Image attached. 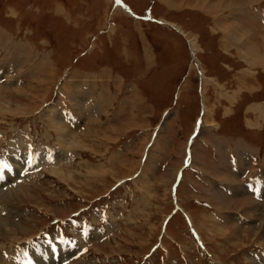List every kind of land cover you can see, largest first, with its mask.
Segmentation results:
<instances>
[{
	"label": "rangeland",
	"instance_id": "1",
	"mask_svg": "<svg viewBox=\"0 0 264 264\" xmlns=\"http://www.w3.org/2000/svg\"><path fill=\"white\" fill-rule=\"evenodd\" d=\"M122 1L0 0V264H264L261 1Z\"/></svg>",
	"mask_w": 264,
	"mask_h": 264
},
{
	"label": "bare ground",
	"instance_id": "2",
	"mask_svg": "<svg viewBox=\"0 0 264 264\" xmlns=\"http://www.w3.org/2000/svg\"><path fill=\"white\" fill-rule=\"evenodd\" d=\"M165 2H167L169 5H171L172 4V7H173V5L175 6V4L174 3H171L170 1H168V0H164ZM223 2H225V3H227L228 2V5H229V7H230V9L231 10H233L234 12H239L240 10H244L245 8V3H244V1H241V0H221L219 3L217 2V4L216 5H218V4H221V3H223ZM183 3V2H182ZM212 7H214L215 8V5H212ZM175 8V7H174ZM251 16V15H250ZM165 22H167V20L165 21ZM167 23H169V22H167ZM174 25V24H173ZM240 26H242V25H240ZM177 28L179 29V31L181 30V28L180 27H178L177 26ZM190 35V34H189ZM263 36V35H262ZM252 38V37H251ZM263 38V44H264V36L262 37ZM259 47H260V45H258ZM263 46V45H262ZM196 47V46H195ZM264 47V46H263ZM246 48V47H245ZM252 48H258L257 46H255V47H252ZM197 49V48H196ZM261 49V48H260ZM249 50H250V48H249ZM248 50V51H249ZM252 50V49H251ZM247 51V52H248ZM257 51H258V49H257ZM261 53L259 54V58L262 60V61H264V51L261 49ZM251 52V51H250ZM260 52V51H259ZM258 54V53H257ZM249 55V54H248ZM254 55V54H253ZM196 56V55H195ZM254 60V59H253ZM259 60V59H258ZM255 61H257V60H255ZM254 61V62H255ZM47 62V61H46ZM253 62V61H252ZM261 62V61H260ZM255 63H257V62H255ZM46 66V65H45ZM254 66V65H253ZM48 68V67H47ZM47 93V92H46ZM6 108V107H5ZM213 198V197H212ZM4 223V222H3ZM253 263V262H252ZM253 264H255V262L253 263Z\"/></svg>",
	"mask_w": 264,
	"mask_h": 264
},
{
	"label": "crops",
	"instance_id": "3",
	"mask_svg": "<svg viewBox=\"0 0 264 264\" xmlns=\"http://www.w3.org/2000/svg\"><path fill=\"white\" fill-rule=\"evenodd\" d=\"M261 1V3H263V4H258L259 6H261V10L258 8V6L256 5L255 7H254V9L253 10H255V12L256 13H260V15H258L257 17H258V19L260 20L261 19V21L260 22H262V23H264V21H263V18H264V0H260ZM249 6H250V8H252V4L250 3L249 4ZM250 10V9H249ZM251 12H252V10H251ZM253 14V13H252ZM254 15V14H253ZM260 32L262 33L263 32V29H262V31L260 30ZM262 36V35H261ZM78 99V98H77ZM84 101H83V103H88V104H90V101H88V99H87V97L86 98H82ZM57 104V103H56ZM91 104H93V102L91 103Z\"/></svg>",
	"mask_w": 264,
	"mask_h": 264
},
{
	"label": "water",
	"instance_id": "4",
	"mask_svg": "<svg viewBox=\"0 0 264 264\" xmlns=\"http://www.w3.org/2000/svg\"><path fill=\"white\" fill-rule=\"evenodd\" d=\"M118 1V0H117Z\"/></svg>",
	"mask_w": 264,
	"mask_h": 264
}]
</instances>
